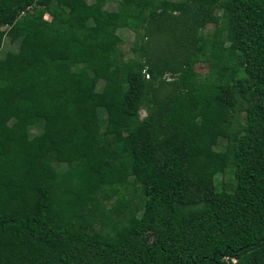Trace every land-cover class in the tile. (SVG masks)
<instances>
[{
  "label": "trees",
  "instance_id": "16d2710c",
  "mask_svg": "<svg viewBox=\"0 0 264 264\" xmlns=\"http://www.w3.org/2000/svg\"><path fill=\"white\" fill-rule=\"evenodd\" d=\"M6 36L0 264H264V0H0Z\"/></svg>",
  "mask_w": 264,
  "mask_h": 264
},
{
  "label": "rangeland",
  "instance_id": "374dc122",
  "mask_svg": "<svg viewBox=\"0 0 264 264\" xmlns=\"http://www.w3.org/2000/svg\"><path fill=\"white\" fill-rule=\"evenodd\" d=\"M89 2H91L92 0H88ZM106 7L110 10H115L117 8V3L116 2H109ZM46 17H48V15H46ZM211 29H213V25L209 24L206 28L205 31H210ZM117 34L120 35L121 39H122V44H121V48L122 51L124 52L125 56L129 54L130 52V46L132 45L133 39H134V34L130 29L127 28H118L117 29ZM18 42H14L12 43L9 38L6 36L4 39V43L2 45V49L0 50V56H2L5 51L7 50H14L17 47ZM196 70L198 72H205L206 71V66L205 65H200L197 64L196 65ZM101 88V85L98 84L97 89L99 90ZM91 113H96L98 116L100 117H104L105 113L103 111V109L101 107H97V108H90ZM140 115L144 116L145 115V110L142 108L140 110ZM38 133L37 129H31L29 130V135L30 136H34L35 134ZM230 172L227 171L224 174H217L216 175V184H219L221 182H223L224 184H228L231 185L233 183V180L231 178V174H229ZM116 180V179H114Z\"/></svg>",
  "mask_w": 264,
  "mask_h": 264
},
{
  "label": "built area",
  "instance_id": "2783aa9c",
  "mask_svg": "<svg viewBox=\"0 0 264 264\" xmlns=\"http://www.w3.org/2000/svg\"><path fill=\"white\" fill-rule=\"evenodd\" d=\"M146 77H148V76L146 75ZM165 77H167V79H170V78L168 77V75H166V74H165ZM232 261H235V259H232Z\"/></svg>",
  "mask_w": 264,
  "mask_h": 264
},
{
  "label": "crops",
  "instance_id": "0c3cea01",
  "mask_svg": "<svg viewBox=\"0 0 264 264\" xmlns=\"http://www.w3.org/2000/svg\"><path fill=\"white\" fill-rule=\"evenodd\" d=\"M45 18L48 19L49 17H46V16H45Z\"/></svg>",
  "mask_w": 264,
  "mask_h": 264
},
{
  "label": "clouds",
  "instance_id": "9594fccd",
  "mask_svg": "<svg viewBox=\"0 0 264 264\" xmlns=\"http://www.w3.org/2000/svg\"><path fill=\"white\" fill-rule=\"evenodd\" d=\"M46 16V15H45Z\"/></svg>",
  "mask_w": 264,
  "mask_h": 264
}]
</instances>
